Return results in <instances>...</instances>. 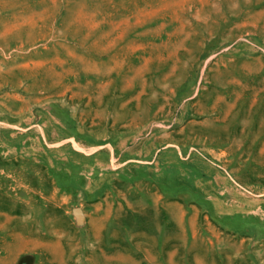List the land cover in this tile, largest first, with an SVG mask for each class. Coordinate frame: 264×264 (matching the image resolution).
Returning a JSON list of instances; mask_svg holds the SVG:
<instances>
[{"label":"rangeland","instance_id":"1","mask_svg":"<svg viewBox=\"0 0 264 264\" xmlns=\"http://www.w3.org/2000/svg\"><path fill=\"white\" fill-rule=\"evenodd\" d=\"M0 264H264V0H0Z\"/></svg>","mask_w":264,"mask_h":264}]
</instances>
